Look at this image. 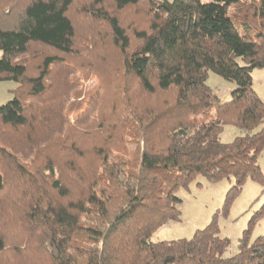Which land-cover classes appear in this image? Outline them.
Listing matches in <instances>:
<instances>
[{"label": "trees", "instance_id": "16d2710c", "mask_svg": "<svg viewBox=\"0 0 264 264\" xmlns=\"http://www.w3.org/2000/svg\"><path fill=\"white\" fill-rule=\"evenodd\" d=\"M93 1L90 15L111 29L125 75L136 81V93L120 92L124 111L133 112L130 120L136 117V167L111 155L115 135L75 130L91 155L72 138L48 152L34 140L38 123L50 120L47 80L64 61L45 57L34 77L19 58L31 45L65 57L73 53L74 2L28 0L10 4L8 12L0 7V82L30 89L28 99L15 97L0 107V264H264V235L251 239L264 204L230 257L219 213L190 239H151L163 225L181 221L177 193L199 175L211 183L234 180L224 215L248 180L264 186V101L251 75L264 68V0ZM143 1L152 17L148 28L136 32L132 52V40L114 14ZM232 6L239 8L234 15ZM254 26L255 35L249 30ZM209 72L237 85L231 101L220 103L207 85ZM143 95L157 102L143 104ZM227 125L244 134L221 142ZM24 130L30 138L25 143L12 134ZM30 152L37 154L24 163ZM27 245L31 261L23 255Z\"/></svg>", "mask_w": 264, "mask_h": 264}, {"label": "rangeland", "instance_id": "374dc122", "mask_svg": "<svg viewBox=\"0 0 264 264\" xmlns=\"http://www.w3.org/2000/svg\"><path fill=\"white\" fill-rule=\"evenodd\" d=\"M28 0H0V7L9 11L10 4H25ZM172 1V0H169ZM251 2L253 0H243ZM70 16L75 26L74 50L71 55L63 56L54 49L41 45H31L30 52L19 58L20 62L28 64L29 76L37 75L43 60L47 56L63 58L64 64H57L52 68L47 80L48 93L45 102H48L50 120L38 123L40 130L34 140L46 147V152L55 150L65 139L72 138L91 155L89 143L82 140L84 135H74L75 130H89L95 135H115L112 143V156L125 157L130 165L136 167L139 151L136 145V117L132 111H124V101L121 91L128 89L136 93V81L125 75L124 55L120 48L115 46L111 29L106 24L92 18L90 11L94 6L93 0H73ZM237 6L230 8V14L238 11ZM119 19L132 40V49L136 44V32L148 28L152 15L148 5L143 1L138 6L118 11L114 16ZM252 34L257 33L255 26L249 29ZM0 51V59L2 58ZM253 88L264 101V68L252 72ZM127 84H130L127 85ZM207 85L213 90L220 103H227L232 99V92L236 89L235 83L229 82L213 72H209ZM20 84L13 81L0 82V107L13 98L28 99L29 87L20 89ZM149 97V98H148ZM151 96L143 95V104L150 101ZM158 97L151 100L157 102ZM42 101V100H41ZM130 101V100H129ZM162 102V99H161ZM136 107V99L133 104ZM211 110H215V106ZM67 120H65V118ZM264 125V124H263ZM0 125V132H2ZM30 130V129H29ZM29 130L12 133L21 136L22 142L30 138ZM62 131L60 139L50 141L51 135ZM110 130L109 132L106 131ZM244 132L234 126L227 125L220 135V141L231 143ZM60 140V141H59ZM58 141L56 144L53 142ZM52 143V144H51ZM56 145V146H54ZM37 152L26 154L24 163H30ZM33 155V157H32ZM90 159V158H89ZM259 165L264 174V152L260 156ZM15 182V181H14ZM14 182L11 184L13 185ZM10 185V186H11ZM234 185L233 179H225L218 183L208 182L199 175L188 188H182L177 196L182 200L179 209L182 212L180 222H169L160 227L153 235V241H175L190 239L197 230L204 229L211 222L214 214L219 213L221 236L230 240V247L225 257L238 253L239 240L248 227L254 213L264 204V186L252 180L244 185L241 194L231 205L229 213L223 214L224 201L227 192ZM25 201H21V206ZM5 231V230H4ZM6 232V231H5ZM7 235L11 233L6 232ZM264 235V217L255 226L252 241ZM13 239V238H12ZM31 245L26 246L28 261L34 256L29 254ZM22 256V255H21ZM20 256V257H21ZM36 257V256H35ZM38 257L36 260L39 261ZM39 263V262H38Z\"/></svg>", "mask_w": 264, "mask_h": 264}]
</instances>
